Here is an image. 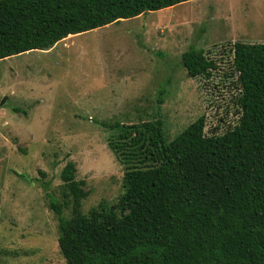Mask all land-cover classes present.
Listing matches in <instances>:
<instances>
[{
  "label": "rangeland",
  "instance_id": "obj_1",
  "mask_svg": "<svg viewBox=\"0 0 264 264\" xmlns=\"http://www.w3.org/2000/svg\"><path fill=\"white\" fill-rule=\"evenodd\" d=\"M70 38L0 60V264H68L46 191L64 203L68 162L90 191L85 214L119 202L125 169L103 124L158 117L170 141L203 115L210 135L234 127L231 49L264 43V0H192ZM190 46L217 62L210 79L188 76Z\"/></svg>",
  "mask_w": 264,
  "mask_h": 264
},
{
  "label": "trees",
  "instance_id": "obj_2",
  "mask_svg": "<svg viewBox=\"0 0 264 264\" xmlns=\"http://www.w3.org/2000/svg\"><path fill=\"white\" fill-rule=\"evenodd\" d=\"M189 1L0 0V60ZM231 52L234 127L210 135L203 115L170 141L158 117L103 124L125 169L119 202L85 214L90 191L72 161L61 172L64 203L46 187L68 264H264V43L236 42ZM182 64L191 78L218 68L196 46Z\"/></svg>",
  "mask_w": 264,
  "mask_h": 264
},
{
  "label": "crops",
  "instance_id": "obj_3",
  "mask_svg": "<svg viewBox=\"0 0 264 264\" xmlns=\"http://www.w3.org/2000/svg\"><path fill=\"white\" fill-rule=\"evenodd\" d=\"M80 35V34H79ZM70 36H77V35H70ZM70 39H73V38H66L65 40H70ZM63 41V40H62ZM61 42V41H60ZM57 45V44H56Z\"/></svg>",
  "mask_w": 264,
  "mask_h": 264
},
{
  "label": "water",
  "instance_id": "obj_4",
  "mask_svg": "<svg viewBox=\"0 0 264 264\" xmlns=\"http://www.w3.org/2000/svg\"><path fill=\"white\" fill-rule=\"evenodd\" d=\"M6 103V100H3L2 103H1V106H4Z\"/></svg>",
  "mask_w": 264,
  "mask_h": 264
}]
</instances>
